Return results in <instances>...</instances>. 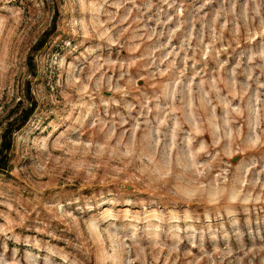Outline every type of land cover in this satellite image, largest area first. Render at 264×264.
Wrapping results in <instances>:
<instances>
[{
	"label": "rangeland",
	"instance_id": "374dc122",
	"mask_svg": "<svg viewBox=\"0 0 264 264\" xmlns=\"http://www.w3.org/2000/svg\"><path fill=\"white\" fill-rule=\"evenodd\" d=\"M0 264H264V0H0Z\"/></svg>",
	"mask_w": 264,
	"mask_h": 264
}]
</instances>
